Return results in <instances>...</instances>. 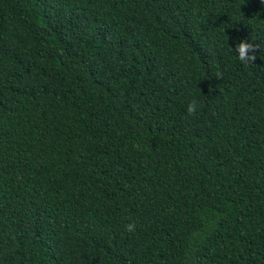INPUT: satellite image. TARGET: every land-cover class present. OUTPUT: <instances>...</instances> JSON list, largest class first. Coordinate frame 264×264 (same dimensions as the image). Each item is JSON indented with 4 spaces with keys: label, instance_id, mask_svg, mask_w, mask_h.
<instances>
[{
    "label": "trees",
    "instance_id": "1",
    "mask_svg": "<svg viewBox=\"0 0 264 264\" xmlns=\"http://www.w3.org/2000/svg\"><path fill=\"white\" fill-rule=\"evenodd\" d=\"M0 264H264V0H0Z\"/></svg>",
    "mask_w": 264,
    "mask_h": 264
},
{
    "label": "clouds",
    "instance_id": "2",
    "mask_svg": "<svg viewBox=\"0 0 264 264\" xmlns=\"http://www.w3.org/2000/svg\"><path fill=\"white\" fill-rule=\"evenodd\" d=\"M258 48L257 45L248 42L247 40H239L236 43L235 51L238 54L239 60L243 63H253L256 59L257 56L255 54L256 49ZM253 53L250 55L249 53ZM197 110V104L195 101H192L188 106H187V112L189 115H194ZM126 230L128 232H133L135 231V224L134 223H129L126 225Z\"/></svg>",
    "mask_w": 264,
    "mask_h": 264
}]
</instances>
